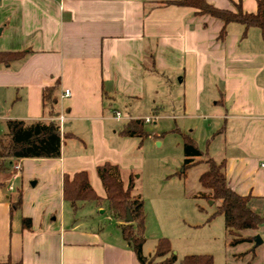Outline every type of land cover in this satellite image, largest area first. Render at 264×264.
<instances>
[{
    "label": "crops",
    "instance_id": "obj_1",
    "mask_svg": "<svg viewBox=\"0 0 264 264\" xmlns=\"http://www.w3.org/2000/svg\"><path fill=\"white\" fill-rule=\"evenodd\" d=\"M161 1L0 0V50H32L9 67L0 64V92H8L0 119H47L41 91L55 81L63 116L58 157L13 159L0 170V262L141 264L105 203L78 202L74 211L62 180L85 170L105 198L98 164H117L124 184L142 174L148 163L139 139L119 130L131 118L146 121L143 103L156 107L155 117L199 119L206 149L193 136L202 151L195 158L224 160L230 188L249 195V207L264 215V37L248 38L228 23L220 39V20ZM207 1L256 10V0ZM169 103L172 113L159 114ZM214 128L219 148L210 139ZM135 192L147 213L143 193ZM101 214L117 228L102 225ZM239 233L251 239L230 245L226 233L224 264H264V224Z\"/></svg>",
    "mask_w": 264,
    "mask_h": 264
},
{
    "label": "trees",
    "instance_id": "obj_2",
    "mask_svg": "<svg viewBox=\"0 0 264 264\" xmlns=\"http://www.w3.org/2000/svg\"><path fill=\"white\" fill-rule=\"evenodd\" d=\"M165 5L183 6L194 9L197 15H208L222 22L218 38L223 39L228 23H240L244 26L243 34L249 27H258L264 37V0H256V10L246 12L241 2H232V9L220 8L207 0H163ZM32 53L30 48L20 50H0V64L9 67L15 61H21ZM41 105L47 119L23 120L10 118L5 121V131L0 134V170L11 165L10 160L20 158H54L60 155L62 133L59 116V81L45 86L41 91ZM145 120L131 118L119 130L123 136L136 137L141 142L148 132L143 128ZM183 170L185 167L202 161L196 159L202 155L195 140L188 134L183 135ZM206 170L198 177L199 183L210 191L205 197L217 202V211L223 216L226 233L230 236L229 244L235 245L250 240L239 231L256 229L264 224V215L253 211L249 205V195H240L230 188L225 175V161L204 160ZM96 173L105 190V198L98 196L92 189L87 172L79 170L72 174H64L62 180V196L75 211L78 202H104L112 217L120 222L122 237L133 249L141 264H173L176 255L172 252L170 242L160 237L154 245L153 253L145 255L142 245L145 240V210L143 199L135 192L136 176L130 174L127 184L119 175L117 164L104 161L96 166ZM20 199L12 205L17 206ZM127 211L131 221L126 222ZM24 227H30L31 220L22 219ZM0 264H21L20 262H0ZM180 264H213V257L206 253L185 254Z\"/></svg>",
    "mask_w": 264,
    "mask_h": 264
},
{
    "label": "rangeland",
    "instance_id": "obj_3",
    "mask_svg": "<svg viewBox=\"0 0 264 264\" xmlns=\"http://www.w3.org/2000/svg\"><path fill=\"white\" fill-rule=\"evenodd\" d=\"M234 25L241 26L244 31L242 24L232 22L231 26ZM251 32L255 33V38H259L258 27H249L246 31L248 38L252 39ZM158 80L162 79L158 77ZM6 98H8V92H0V115L8 105ZM142 106L143 115L148 116L150 120H146L143 125L144 130L148 132L147 137L141 142L138 140L141 153L147 159L148 166L144 167L142 174L135 173L137 182L139 180L141 183L139 187L136 186L135 191L139 189L141 194L143 193L147 212L145 213V242L142 252L145 255L152 254L157 240L165 237L169 240L172 252L176 255L173 264H180L185 254L194 253H209L213 257V264H224L226 232L223 216L215 213L218 203L203 195L202 192L209 193L210 190L198 181L201 171L205 170L208 165L200 162L185 167V171L182 172L184 134L194 136L199 147L203 151L206 149V134L199 127L201 121L191 118L155 117V106L152 109L144 103ZM163 112L172 113V104L159 111V114ZM190 128L194 129L192 134L189 132ZM4 131L5 123L0 119V134ZM209 135H211L210 139L213 140L214 147L219 148L221 134L217 128L211 130ZM209 155L211 156L210 153ZM204 160L203 158L202 162ZM165 173L170 176L174 175L175 179L169 181ZM95 215L98 216L97 213ZM99 217L102 225L117 228L113 218L106 219L105 214Z\"/></svg>",
    "mask_w": 264,
    "mask_h": 264
},
{
    "label": "built area",
    "instance_id": "obj_4",
    "mask_svg": "<svg viewBox=\"0 0 264 264\" xmlns=\"http://www.w3.org/2000/svg\"><path fill=\"white\" fill-rule=\"evenodd\" d=\"M69 94V90L68 89H65L64 90V92H63V95L64 96H67ZM57 119L59 120V121H61L62 119H63V116H62V114H60L58 117H57ZM146 120L148 121L149 120V118H146ZM19 164H15L14 165V169L15 170H19Z\"/></svg>",
    "mask_w": 264,
    "mask_h": 264
},
{
    "label": "water",
    "instance_id": "obj_5",
    "mask_svg": "<svg viewBox=\"0 0 264 264\" xmlns=\"http://www.w3.org/2000/svg\"><path fill=\"white\" fill-rule=\"evenodd\" d=\"M125 221H126V222H129V221H131V217H130V215H129V212H128V211H127V214H126ZM255 242H256L257 244L261 242V238H260L258 235H257V236H255Z\"/></svg>",
    "mask_w": 264,
    "mask_h": 264
}]
</instances>
